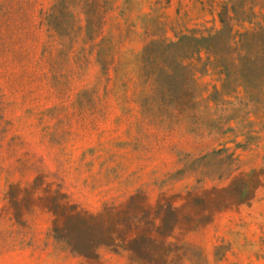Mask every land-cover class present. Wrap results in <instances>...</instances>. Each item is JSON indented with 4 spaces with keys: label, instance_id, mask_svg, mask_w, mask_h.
Returning a JSON list of instances; mask_svg holds the SVG:
<instances>
[{
    "label": "rangeland",
    "instance_id": "obj_1",
    "mask_svg": "<svg viewBox=\"0 0 264 264\" xmlns=\"http://www.w3.org/2000/svg\"><path fill=\"white\" fill-rule=\"evenodd\" d=\"M0 264H264V0H0Z\"/></svg>",
    "mask_w": 264,
    "mask_h": 264
}]
</instances>
